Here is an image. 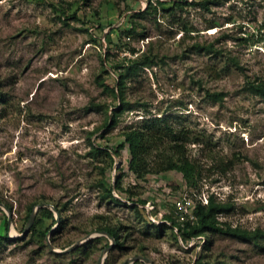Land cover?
Wrapping results in <instances>:
<instances>
[{
    "label": "rangeland",
    "instance_id": "1",
    "mask_svg": "<svg viewBox=\"0 0 264 264\" xmlns=\"http://www.w3.org/2000/svg\"><path fill=\"white\" fill-rule=\"evenodd\" d=\"M172 1L0 0V264H99L106 228L103 264H264V239L187 238L176 206L213 195L222 228L264 233V0ZM152 118L187 133L195 186L130 169L123 133Z\"/></svg>",
    "mask_w": 264,
    "mask_h": 264
},
{
    "label": "trees",
    "instance_id": "2",
    "mask_svg": "<svg viewBox=\"0 0 264 264\" xmlns=\"http://www.w3.org/2000/svg\"><path fill=\"white\" fill-rule=\"evenodd\" d=\"M203 2L204 3L202 4L205 7H208L207 3L209 1L206 0ZM172 4L175 7L186 5L188 3L186 0H173ZM138 14L142 15L144 12H140ZM195 48L198 51H205L208 53L216 52L212 45L205 47L195 45ZM131 51L135 52L134 49ZM153 64H155L154 57L143 54L138 61H134L132 63L128 73L120 75L116 86L117 92L116 89L112 91L115 98L119 102L118 113L126 106V101L123 97V91H121V89L125 86L128 75ZM248 89L264 97V81L260 83L249 82ZM117 115L118 114L116 112L115 115L113 114L109 118L115 122L117 120ZM110 119H108L105 127L109 125L111 121ZM123 136L125 137L126 143L130 147V169L135 173L137 178L142 179L148 175L180 171L183 173L187 181L191 183V185L195 186L198 178L201 177L200 166H198V164L191 160L187 155L186 145L187 141L190 140L187 133H185L184 130H177L166 118L149 119L142 127L138 126L125 130ZM123 148L124 144L119 146L120 150ZM99 150L100 149H97V151ZM108 153L111 155L110 152ZM114 153L119 156L118 150ZM111 159L114 160L113 157ZM222 172H225V169H223ZM34 206L35 205L30 208L29 216L32 213ZM230 210H232V207L225 204L218 205L214 200V196H209L208 205L198 203L195 207L194 213L198 217L197 224L191 225L190 223H186L188 230L185 232V236L191 239L210 232L233 235L241 239L254 242H259L260 239H264V233L261 231L250 233L247 231H234L230 228H222L217 222L216 217L218 214L228 213ZM41 213L52 212L47 208H42L40 209V214ZM169 219L172 220L171 218ZM105 231L118 240V234L115 229L106 228ZM9 240L10 238L8 233L5 236H0V241Z\"/></svg>",
    "mask_w": 264,
    "mask_h": 264
},
{
    "label": "water",
    "instance_id": "3",
    "mask_svg": "<svg viewBox=\"0 0 264 264\" xmlns=\"http://www.w3.org/2000/svg\"><path fill=\"white\" fill-rule=\"evenodd\" d=\"M45 205H39L36 207V209L34 210V212L32 213L31 217H30V220L28 222V225H27V228H26V231H25V234L29 231L30 227L32 226V224L34 223V220H35V217H36V214L38 213V211L40 210V208L44 207ZM0 207H4L2 204H0ZM6 209V208H5ZM9 222L11 221V215H9ZM102 234H105L107 235L112 241L114 244H111L103 253L102 255V258L100 259L99 261V264H103V260H104V257L106 256V254L109 253V251L114 247V245L116 244V239L111 236L109 233H106V232H102ZM18 239V238H17ZM88 239V238H87ZM81 242L80 243H77L75 246H73L72 248L64 251L65 253L66 252H71L73 251L75 248H77L78 246H80ZM144 260L146 262H148L149 260L147 258H140V257H135L133 259H131V261H137V260Z\"/></svg>",
    "mask_w": 264,
    "mask_h": 264
},
{
    "label": "built area",
    "instance_id": "4",
    "mask_svg": "<svg viewBox=\"0 0 264 264\" xmlns=\"http://www.w3.org/2000/svg\"><path fill=\"white\" fill-rule=\"evenodd\" d=\"M193 201L190 200V199H185V200H179L177 203H176V206H177V209H178V212L182 214V217L184 218V216L188 215V216H191V218H194V212L192 211L191 212V209H192V206H193Z\"/></svg>",
    "mask_w": 264,
    "mask_h": 264
}]
</instances>
